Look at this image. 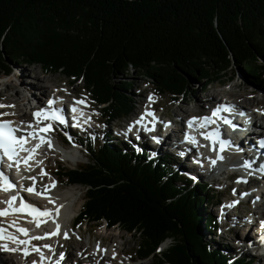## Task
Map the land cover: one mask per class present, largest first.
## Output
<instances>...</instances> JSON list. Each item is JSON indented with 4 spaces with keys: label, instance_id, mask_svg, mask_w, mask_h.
Returning a JSON list of instances; mask_svg holds the SVG:
<instances>
[{
    "label": "trees",
    "instance_id": "1",
    "mask_svg": "<svg viewBox=\"0 0 264 264\" xmlns=\"http://www.w3.org/2000/svg\"><path fill=\"white\" fill-rule=\"evenodd\" d=\"M33 63L83 81L109 127L134 111L133 71L175 99L234 68L263 81L264 0H0V71ZM106 136L81 138L88 162L58 171L85 189L74 226L139 233L138 257L155 264H247L206 238L218 225L206 207L220 201L209 182L182 175L170 153L152 157Z\"/></svg>",
    "mask_w": 264,
    "mask_h": 264
},
{
    "label": "rangeland",
    "instance_id": "2",
    "mask_svg": "<svg viewBox=\"0 0 264 264\" xmlns=\"http://www.w3.org/2000/svg\"><path fill=\"white\" fill-rule=\"evenodd\" d=\"M239 71V69L237 68ZM235 68L233 70H229L227 75L221 79H218L217 81L210 83L208 85H205V82H199V81H193L189 85V90L194 93L195 98L190 99V97L186 96V94H181L180 96L177 97L176 101L172 100V97L169 93H160L156 86L146 79L141 73H138L137 71H133L132 74L127 78V81L132 83V88L130 91V95L136 102L135 108L133 111V116H139L141 112H144L143 106L147 105L148 103H151L153 100L154 102H158V110L159 112H163L165 114V117L167 119L171 118H176L178 119L181 114H192V112H196L199 110H204V105L206 104V98L210 97L214 94V92L218 91L219 94L217 98H212L213 102H216L219 99H227L228 96L226 95V91H234L237 94L241 96V98H238V100H242L241 102H247L248 106H251L252 109L257 110L260 114L262 112L264 113V80L263 81H257V82H249L246 79H244L240 75V71L236 74ZM236 74V77H235ZM232 78V79H231ZM43 80L42 82L46 85L45 89L46 92L45 94L41 95V101L44 102V98H46L48 95L52 94L55 92L56 89L64 88L66 93L70 94H79L81 95L82 98H85L84 96L90 97L91 93L84 88V83L81 80H78L76 82H72L70 78H67L65 75L59 73V72H47L44 70L41 66L40 63H33V64H25V65H20L16 64L14 66V72L11 74H6L4 72L0 71V104L4 107H11V109L16 112V113H21L25 115H30L29 109L27 110L26 113H23V94L25 95L27 92L26 90H29V92L37 94L38 89L37 85L40 80ZM65 85H68V88L65 87ZM224 85V86H223ZM151 92H154L153 94ZM245 93V95H243ZM28 94V93H27ZM149 94H152L154 99L149 100L148 96ZM18 95H20L18 97ZM29 95V94H28ZM46 95V96H45ZM84 95V96H83ZM29 97V102L28 99L25 100V102H28V104L33 103V99ZM91 98V97H90ZM247 98V101L245 99ZM93 99V98H92ZM250 99V100H249ZM249 100V102H248ZM95 106V111L96 115H101V110L98 109V107ZM30 107V106H29ZM22 108V109H21ZM149 108V107H147ZM263 108V109H262ZM20 109V110H19ZM22 111V112H21ZM32 115V114H31ZM102 119L104 118L101 116ZM129 117H132L130 115ZM124 118V117H123ZM116 119L113 121L114 125L110 126V132L113 135H117L119 133V128L118 124H122L124 122V119ZM178 121V120H177ZM179 125V123H177ZM95 125L93 129H86V132L83 134L76 133V136H80L81 138H87L89 139L94 138L95 136L102 139V141H105V138L109 140V138L106 136V131L105 126L103 123H100L98 125ZM52 135H57V132L55 134L53 133ZM144 136H142L143 139ZM160 137V136H159ZM131 140H136V136H131ZM146 144L148 147H150L151 151L148 152L151 154V156L157 157V155L162 154L164 152H161V150H157L156 148L158 147L156 144H150L148 142V139H145ZM111 141V140H109ZM136 145V144H135ZM71 147L66 148V150H73L77 155H79V162L78 164H84L88 162V157L86 155V151L83 150V146L81 144H70ZM136 148V146H135ZM137 148L140 149L139 144H137ZM145 149V148H144ZM149 149V148H148ZM173 158L170 159L171 163L174 164V166L178 167L181 174L190 178L189 176H194L193 182L196 181H218L219 179H223L225 182H222L220 186L217 185V183L212 182L209 184L210 188L215 189L216 196H220V200L222 199H227L228 195L231 193L234 194L240 193L239 191L241 189L236 190L237 183H238V178L236 177H230L229 179L226 178L225 173L222 171H219L215 173L216 176H206V170L204 169H199V168H193L191 165L193 161H182V160H176L174 155H172ZM184 162V163H183ZM183 163V164H182ZM36 164H41L42 169H39L38 172L40 176H43L41 174H44V176H47V182L52 183L53 181L55 183H58L61 189H65L66 187H73L74 192L77 196L76 200V213H74V216L72 218H66V224L64 223V231L62 232L61 236L59 237L58 240L50 239L51 235L49 236H44V230H39L37 227H34L33 230L42 231V236L46 239L47 244L54 243L55 241V246H66V248L69 251L73 252V255L77 253V251L82 247L90 248L91 251L94 250V247L97 244H107L112 243L113 246L117 249H119L118 255L120 261L123 259H129L134 262H139V264H155L156 259L153 257H149L147 259H140L137 254V249L139 248V241H140V234L139 233H129L125 231L124 229H121L117 226H112L108 227L105 223L102 222H96V223H88L84 226H80L78 228L74 227V218L75 216L80 212L82 205L85 201V189L84 186L81 184H69L65 180L66 178H63L61 181H57L55 173L58 171L62 170L64 166L68 168H74L77 166V163L70 162L68 159L65 158L64 154L56 151L54 148H48L42 150L41 154L39 155V159L36 162ZM220 166V165H219ZM218 166V167H219ZM217 167V168H218ZM53 169V173L50 174L49 171ZM197 169V171H195ZM217 170V169H215ZM214 178V179H213ZM42 180V178H40ZM44 182L46 179L43 180ZM57 181V182H56ZM43 182V185L39 186L38 192H44L46 189L44 186L46 185ZM232 182L233 184V190L230 189V186L228 183ZM30 182H28L27 185H29ZM72 185V186H70ZM218 187V188H217ZM228 187V188H227ZM222 188H227V195L225 196V192L217 191V189H222ZM235 189V190H234ZM232 191V192H231ZM37 195V194H36ZM39 197H42L41 199H45V197L38 195ZM46 200V199H45ZM44 200V201H45ZM43 201V202H44ZM213 201H216L213 200ZM206 205V204H205ZM246 205H240L239 210H237L234 213H229V217L233 219L236 214L242 215L243 218L245 219L249 218V220L252 219L253 208H251V212H246L245 210ZM221 206L217 205H209L206 207V212L212 213L214 217L218 221V225L216 227V234L212 233L210 230H206V238L207 239H214L215 242H212L214 245H219L220 247H224L225 244L228 245L229 247H224L225 249H230L232 248L231 253L234 255H242L247 257L248 259L251 258V256L254 257L252 264H264V255L263 257L258 258L254 254L257 252L256 248H253L251 246L252 244H242L241 248V243H243L242 238H244L242 235L243 233L241 232L242 229H236L238 226L229 228L228 225H226V222L231 226V220H221L219 216L221 215ZM264 211V209H263ZM231 212V211H230ZM70 219V220H68ZM44 226H46L45 232H51L52 227H50L49 223H45ZM65 233H67V237H65ZM257 231L255 228L251 229V234L249 231V238L251 236V239H253V244L256 243L255 236ZM115 235V237H114ZM113 236V237H112ZM237 236V238H236ZM49 237V238H48ZM54 241V242H53ZM171 240L168 239L164 243L161 244L160 250L165 249L168 245V243ZM249 245V246H248ZM52 246V245H50ZM54 246V245H53ZM52 246V247H53ZM51 247V248H52ZM235 247L237 249H235ZM99 248V247H98ZM100 250V248H99ZM98 250V252H99ZM240 252V253H238ZM231 263V262H230ZM229 263V264H230ZM105 264H111V261L106 260ZM249 264V263H248Z\"/></svg>",
    "mask_w": 264,
    "mask_h": 264
},
{
    "label": "bare ground",
    "instance_id": "3",
    "mask_svg": "<svg viewBox=\"0 0 264 264\" xmlns=\"http://www.w3.org/2000/svg\"><path fill=\"white\" fill-rule=\"evenodd\" d=\"M41 82H39V84L37 85V89L38 92L37 94L31 93L29 92V90H26V92L29 94H23V113H26L27 110L30 108L33 110V108L31 107V104H28L29 102V97L33 99V101H37L38 104L43 105L42 101H41V95L45 94L46 92V85L42 82L43 80H40ZM219 94L218 91L214 92V94L210 97V99L212 100V98H217ZM232 94L236 97V102L239 103L240 101L238 100V98H241V96L239 94H237L236 92L232 91ZM245 95V93L243 94ZM20 95H18L19 97ZM46 96V95H45ZM51 96V95H50ZM48 96V98L50 97ZM28 99V102H25V100ZM250 100V99H249ZM248 100V102H249ZM222 99L217 100L216 102H222ZM245 101H247V98L245 99ZM227 102V101H226ZM240 104L246 106V107H251L248 106L247 102H240ZM157 104H155L154 106H156ZM0 106H2L0 104ZM149 107V106H148ZM22 109V108H21ZM149 110H151L152 112H154L155 117L157 119V112L156 109L152 106L151 108H147ZM155 109V110H154ZM249 109V108H247ZM263 109V108H262ZM20 110V109H19ZM250 111V110H249ZM22 112V111H21ZM33 112H35V110H33ZM252 113H254L256 116H259V112L255 110L251 111ZM19 113V112H18ZM264 114V113H262ZM241 115H245L244 113ZM24 116H28L25 115ZM17 116L14 114L13 110L11 109V107H5V108H0V120H4V119H15ZM181 117V115L179 116ZM151 119V117H146L144 120L145 122H148ZM51 135L54 133V131L50 132ZM251 135V134H250ZM57 138H59L57 136ZM205 142H207V140H205ZM247 142H249V145H252L254 143V138L252 136H249L248 138H246V141L243 142L239 147L241 149H239L238 151H241V153H243L244 155L247 154V158H243L244 162H250V163H254V159L251 156L250 152H248V148L246 147L248 144H246ZM158 147L156 148L157 150H161V152L165 151V149H173L176 145V142L174 140V138L172 137V135L169 134V136H167V138L160 143H158ZM55 146L57 147V145L55 144ZM55 147V148H56ZM214 150V155L210 157V159H206L204 160V162H208L207 166H206V175L209 176H216L215 173L222 171L224 172V170H222L223 166H224V162L223 160H227L229 162H231L232 164L236 165V176H237V172H239V170H243V169H237L238 165H239V161L237 158H235V155L233 154H229L228 151L231 150V148H229V146L227 148H224L223 151H221L220 147L218 145L213 146L212 144L209 146ZM58 148V147H57ZM62 153L64 154L65 158L68 159L70 162H74L77 163L79 162V155H77L73 150H64L62 151ZM217 153H219L220 155H222L224 158L218 159L217 158ZM262 153V159L264 160V150H261ZM189 154H181L182 156V161H185L187 159ZM211 159H216V163L213 165L211 164ZM248 159V160H247ZM38 161L37 158L33 159V163H32V167L33 168H37L35 166L36 162ZM184 163V162H183ZM182 163V164H183ZM37 165V164H36ZM41 165V164H40ZM220 165V166H219ZM219 166V167H218ZM198 167V166H197ZM218 167V168H217ZM44 167H40L39 169H42ZM199 169H204L203 167L199 168ZM217 169V170H215ZM44 170V169H43ZM42 170V171H43ZM205 170V169H204ZM264 173V170H259L258 174L260 173ZM50 174L53 173V169H51L49 171ZM225 173V172H224ZM240 173V172H239ZM54 174V173H53ZM56 175V179L57 181H61L59 179V174L58 172L55 173ZM31 177H35L34 182H32L31 185H28L27 188L29 186L34 187L35 192L38 193L37 189H39L40 185H43L42 182H40V177L35 175L34 173L32 174ZM33 181V180H31ZM56 181V182H57ZM58 181V182H59ZM30 182V181H29ZM49 182V181H48ZM47 180L44 182L46 185L44 186V188L46 189L45 192H41L43 194H41V196L45 197V201L43 199H41L42 197H39L38 195H36V193H34V198H32L29 203L32 205H35L36 207L40 208L41 210L47 209L49 212V215L47 217H39V219L42 221L41 223H39V225L36 224L33 215L30 212H26L25 215L22 216V218H24L26 221L31 222V224L35 227H38L39 229L45 230L46 226H44L45 223H49L50 227H52L51 233H53L51 235L52 240L56 239L58 240L59 237L61 236L62 232L64 231V226L63 224H66V218H72L74 216V213H76V194H75V190H74V186L73 187H66L65 189H61L62 187H60L58 185V183H55L53 185V183H48ZM31 183V182H30ZM251 186H248L249 190L252 189V187L256 184V191H254V193L252 194L251 199L256 203V205H258L259 202H262L264 205V178L257 180L255 179V177L253 179H251ZM72 186V185H70ZM240 186L244 187V184L240 183ZM253 190V189H252ZM247 197H250L248 195V191H246ZM250 194V193H249ZM255 196H258L259 199H257V197L255 198ZM44 201V202H43ZM259 206V205H258ZM228 207H232V210ZM235 205H225L224 208H222L221 213L222 214V218L223 220H231L232 224L231 226L228 224V222H226V225L229 226V228H233L238 226V228L236 229H242V233L244 235V233L247 232L246 236H244V238H242L243 243L249 244L253 242V239H251V236L249 238V235L251 234V229L255 228L256 225V215H261V207H259L260 209L258 210H252V212H254V216L255 217L253 220H249V218L245 219V217L243 218V216L236 214V216L233 217V219L228 218L230 215L229 213H234L235 214V209H234ZM263 210V209H262ZM231 211V212H230ZM8 219L10 222L12 221V218H5ZM70 220V219H68ZM59 225V228L57 229L56 225ZM257 228V227H256ZM28 231L25 233V236L27 237V239H29V237H32L34 234H38V232H33L32 228L28 226ZM250 231V234H249ZM45 233V231H43ZM242 235V236H243ZM113 237V236H112ZM115 237V235H114ZM49 238V237H48ZM50 238V239H51ZM237 238V236H236ZM54 242V241H53ZM241 243V244H243ZM48 245H56L54 243L48 244ZM51 246V247H52ZM100 250H99V248ZM242 248V247H241ZM55 250V247L53 248ZM235 249H237L235 247ZM99 250V252H98ZM69 251V250H68ZM50 252V251H49ZM70 253H73L72 251H69ZM119 249L115 248L113 246L112 243L107 244V246H105V244H97L94 247V250L91 251V249L88 247L87 248H80L78 250V252L76 253V259L78 261V264H105L106 260L111 261V264H139V262H134L131 261L129 259H123L122 261L118 260L120 257L118 255ZM52 253V252H50ZM113 253H115V255H113ZM264 255V254H263ZM263 255H260V257H263ZM9 257L11 259H15L17 257V254H9ZM118 258V259H117ZM253 256H251V260L253 262ZM1 262V261H0Z\"/></svg>",
    "mask_w": 264,
    "mask_h": 264
},
{
    "label": "snow or ice",
    "instance_id": "4",
    "mask_svg": "<svg viewBox=\"0 0 264 264\" xmlns=\"http://www.w3.org/2000/svg\"><path fill=\"white\" fill-rule=\"evenodd\" d=\"M148 99L151 101L154 99L152 94H149ZM78 104H85L86 101L79 100L76 101ZM56 100L54 98H49L47 101V105L44 108H40L36 112L33 113V115L37 118H43L48 121L47 124L44 126H37V128L28 130V129H19L17 128L12 121L10 120H0V161H4L5 159L8 161L7 167H17L20 163H24L26 166L28 165V161L30 159L34 158V154L36 153L37 148L39 147L40 143H47L49 147L52 146L50 138H47L44 134L51 130V122L57 121L61 124L65 123V118L62 114L63 110L59 107L55 106ZM71 111L73 113L77 112L76 104L74 103L71 107ZM231 106L230 105H217L215 108H213L210 112V114L201 116V117H189V119L186 121L189 128H197V129H208V125L215 124L219 121H222L224 124L230 125L232 128H236L237 125L232 122L231 119L228 118V116L224 115L225 112H230ZM83 115V113H80ZM146 117H151L149 120V123L152 124L153 128H149L146 125H144V120ZM75 118V117H74ZM156 122V117L154 112H152L149 109H145L143 113L140 114V116L131 122L128 125V131H131L134 125H141L143 126L144 131H151L154 129ZM18 132H24L23 135L17 134ZM200 136H203L205 140L209 141L213 146L216 144H219V147L221 151H223L224 148H226L231 142L228 140H224L220 136V132L218 128H212L208 130H201L199 132ZM29 137H31L33 140H36V144H30L29 143ZM153 140L158 141L159 137L153 136ZM184 139L191 141L193 145L198 146V141L194 135H192L189 132H185ZM22 153H26V155H21ZM218 159H223L224 157L217 153ZM211 164H215L217 161L216 159H211ZM31 180H35V177H29ZM53 185L55 182H52ZM16 188V185L13 183V181L9 178L8 175L5 174L3 170H0V190L8 192L10 190H13ZM25 191L33 192L35 191L34 187L29 186L25 189ZM37 195H41L43 193H36ZM19 199L20 207L16 208L13 206V202L15 200ZM9 205V209H0V215H6L8 211H30V213L33 215V218L37 225L41 223L42 221L39 219V217H47L49 215V212L47 209L41 210L40 208L36 207L35 205L28 204L24 201L22 197L19 196V193H16L13 196H10L7 201H5ZM57 229L59 228V225H56ZM261 227L264 228V221L261 222ZM4 228L0 227V239H4L3 236ZM20 232H27V229H19ZM51 232H45L44 236L52 235ZM65 237H67V233L64 234ZM10 241H14L17 244H28L29 240L32 239V237H29V240H17L15 236L9 235L6 237ZM35 239H41V237H35ZM261 240L264 241V236H261ZM43 248H47L51 250L50 245H43ZM5 250L7 251H17V248H9L5 246ZM32 250L36 251L40 255V261L43 262L45 259H48L49 261H52L53 258L51 256L46 257L44 252L41 251V247L33 246ZM24 252V255H28L27 250H22ZM115 255V253H113ZM64 254L59 253L60 260L63 259ZM60 260H55L53 264H60ZM33 264H37L36 261H33Z\"/></svg>",
    "mask_w": 264,
    "mask_h": 264
}]
</instances>
